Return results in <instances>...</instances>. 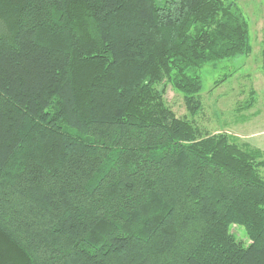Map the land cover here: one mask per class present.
Listing matches in <instances>:
<instances>
[{"label":"trees","instance_id":"1","mask_svg":"<svg viewBox=\"0 0 264 264\" xmlns=\"http://www.w3.org/2000/svg\"><path fill=\"white\" fill-rule=\"evenodd\" d=\"M252 49L236 0H0V264H264V151L164 95Z\"/></svg>","mask_w":264,"mask_h":264},{"label":"rangeland","instance_id":"2","mask_svg":"<svg viewBox=\"0 0 264 264\" xmlns=\"http://www.w3.org/2000/svg\"><path fill=\"white\" fill-rule=\"evenodd\" d=\"M236 2L249 23L251 53L208 62L191 71L203 84L202 107L195 116L187 110L183 94L170 84L164 95L177 116L193 120L203 132H226L236 141L255 146L264 138V0ZM260 171L264 177V167ZM232 231L237 237L246 235L238 225Z\"/></svg>","mask_w":264,"mask_h":264},{"label":"clouds","instance_id":"3","mask_svg":"<svg viewBox=\"0 0 264 264\" xmlns=\"http://www.w3.org/2000/svg\"><path fill=\"white\" fill-rule=\"evenodd\" d=\"M241 238L244 239V241H245V243L243 245L244 247H247L248 244L251 243V240L246 235L242 234L241 237H238V239H241Z\"/></svg>","mask_w":264,"mask_h":264},{"label":"crops","instance_id":"4","mask_svg":"<svg viewBox=\"0 0 264 264\" xmlns=\"http://www.w3.org/2000/svg\"><path fill=\"white\" fill-rule=\"evenodd\" d=\"M255 146L261 148L262 150H264V138H263V143L262 144H259V145L256 144Z\"/></svg>","mask_w":264,"mask_h":264}]
</instances>
